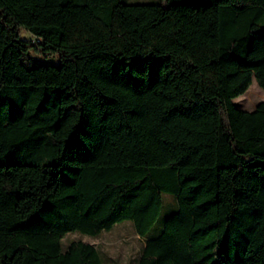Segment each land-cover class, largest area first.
<instances>
[{"label": "trees", "instance_id": "trees-1", "mask_svg": "<svg viewBox=\"0 0 264 264\" xmlns=\"http://www.w3.org/2000/svg\"><path fill=\"white\" fill-rule=\"evenodd\" d=\"M253 79L264 0H0V264H104L63 240L125 221L137 264H264Z\"/></svg>", "mask_w": 264, "mask_h": 264}, {"label": "rangeland", "instance_id": "rangeland-1", "mask_svg": "<svg viewBox=\"0 0 264 264\" xmlns=\"http://www.w3.org/2000/svg\"><path fill=\"white\" fill-rule=\"evenodd\" d=\"M125 4H155L160 0H122ZM21 37L25 41H31L32 36L21 29ZM39 62L43 64L58 66V56L38 57ZM234 103L238 109L251 112L258 104L264 103V90L260 88L255 79L249 90L241 97L237 98ZM164 199L168 201L169 195H164ZM166 211V210H165ZM164 211V213H165ZM162 214V217L165 214ZM72 241H84L95 246L100 245V250L104 258V264H137V257L140 249L143 246L142 240L135 235L133 224L130 221H125L117 225L109 232H104L97 239L83 236L79 233H71L63 240V247L65 248Z\"/></svg>", "mask_w": 264, "mask_h": 264}]
</instances>
